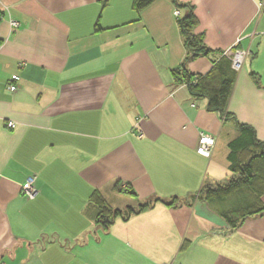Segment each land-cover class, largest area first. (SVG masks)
Listing matches in <instances>:
<instances>
[{
	"label": "crops",
	"instance_id": "obj_1",
	"mask_svg": "<svg viewBox=\"0 0 264 264\" xmlns=\"http://www.w3.org/2000/svg\"><path fill=\"white\" fill-rule=\"evenodd\" d=\"M176 3L0 0V264H264V211L232 228L216 212L224 199L196 196L229 179L235 120L172 74L248 49L227 111L264 142V0ZM190 9L214 52L186 61L178 19ZM201 133L215 137L208 157ZM30 176L33 198L20 189ZM94 190L112 208L152 204L104 229Z\"/></svg>",
	"mask_w": 264,
	"mask_h": 264
},
{
	"label": "trees",
	"instance_id": "obj_2",
	"mask_svg": "<svg viewBox=\"0 0 264 264\" xmlns=\"http://www.w3.org/2000/svg\"><path fill=\"white\" fill-rule=\"evenodd\" d=\"M131 1L135 12H139L152 2V0ZM174 2L177 4L176 0ZM2 17L3 13L0 10V21ZM196 24L197 19L191 9L187 15L178 19V26L184 37V43L188 52L186 61L214 52L205 46L202 35L192 33V29ZM98 28L99 25L97 23L95 29L97 30ZM217 52L219 58L204 74H191L186 70L185 65L174 69L172 74L177 82H183L187 86L192 96L205 97L207 99L208 111L219 113L224 120H235L238 135L227 143L229 179L221 184H204L196 195L200 200H204L209 205L215 200L220 201L225 199L226 196L235 191H241L244 188L249 190L251 196L242 197V199H245V203H235V207L227 209H216L219 216L230 227L235 228L243 219L264 211V204L261 201V196L264 194V142L259 141L255 137L254 130L250 126L239 123L227 111V103L237 71H234L230 66V62L221 56V51ZM242 193L248 192L243 191ZM89 199L95 208V223L104 229L116 217L126 219L131 214L138 213L152 204L140 203L137 207L128 205L124 209L112 208L98 190L92 191ZM175 201L176 199L174 198L172 203Z\"/></svg>",
	"mask_w": 264,
	"mask_h": 264
},
{
	"label": "built area",
	"instance_id": "obj_3",
	"mask_svg": "<svg viewBox=\"0 0 264 264\" xmlns=\"http://www.w3.org/2000/svg\"><path fill=\"white\" fill-rule=\"evenodd\" d=\"M260 9H263V5L261 4H260ZM175 13L178 14L177 11ZM11 23L14 26L17 25V23L14 21H11ZM248 53H249L248 49L233 45L231 47L221 50L220 54L230 62V66L234 71H238L241 68ZM11 80L12 82L8 84V89L10 91H15L16 85L13 82L18 80V76L16 74L12 75ZM7 127L13 128L14 123L9 121L7 123ZM214 144H215L214 136L201 133L198 139L196 152L200 155L208 157L212 151ZM33 184H34V177L30 176L26 178V180L22 183L20 187L21 192L24 195H26V197L28 198H33L36 194V189L34 188Z\"/></svg>",
	"mask_w": 264,
	"mask_h": 264
},
{
	"label": "rangeland",
	"instance_id": "obj_4",
	"mask_svg": "<svg viewBox=\"0 0 264 264\" xmlns=\"http://www.w3.org/2000/svg\"><path fill=\"white\" fill-rule=\"evenodd\" d=\"M235 46H237L236 44H235ZM238 47V46H237ZM247 57V56H246ZM246 59V58H245ZM225 183V182H224ZM240 191V190H239ZM240 195V199L242 198V197H246V194L245 193H242L241 192V194H239ZM198 198V197H197ZM199 199V198H198ZM238 199V198H237ZM225 201V202H224ZM233 200H226V199H224L223 200V202H220L219 204H217V206L220 208V209H227V208H230V205H232L231 204V202H232ZM234 203H236V202H234Z\"/></svg>",
	"mask_w": 264,
	"mask_h": 264
}]
</instances>
